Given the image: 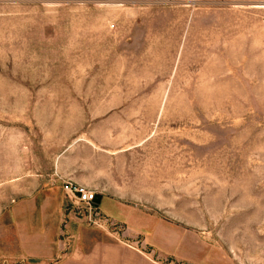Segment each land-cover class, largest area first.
Listing matches in <instances>:
<instances>
[{"label": "rangeland", "instance_id": "374dc122", "mask_svg": "<svg viewBox=\"0 0 264 264\" xmlns=\"http://www.w3.org/2000/svg\"><path fill=\"white\" fill-rule=\"evenodd\" d=\"M59 165L162 186L94 225L146 264H264V0H0V213Z\"/></svg>", "mask_w": 264, "mask_h": 264}, {"label": "crops", "instance_id": "0c3cea01", "mask_svg": "<svg viewBox=\"0 0 264 264\" xmlns=\"http://www.w3.org/2000/svg\"><path fill=\"white\" fill-rule=\"evenodd\" d=\"M53 173L91 184L87 178H78V173L69 176V171L60 165L54 167ZM24 184L22 193L0 213V264H12L8 257L14 264H146L140 249L114 238L112 233L118 229H110L107 234L94 224H80L82 220L64 208L59 182H35L34 176H27ZM157 189H162L157 181L148 184L145 180H108L106 192L97 194L96 205L105 221L111 219L122 225L121 235H147L148 229L155 231L160 224L142 214L133 201L147 200L158 193ZM101 227L108 229L105 222Z\"/></svg>", "mask_w": 264, "mask_h": 264}, {"label": "built area", "instance_id": "2783aa9c", "mask_svg": "<svg viewBox=\"0 0 264 264\" xmlns=\"http://www.w3.org/2000/svg\"><path fill=\"white\" fill-rule=\"evenodd\" d=\"M64 208L82 221L102 226L105 222L95 202V190L84 183L61 178ZM106 223V222H105Z\"/></svg>", "mask_w": 264, "mask_h": 264}]
</instances>
